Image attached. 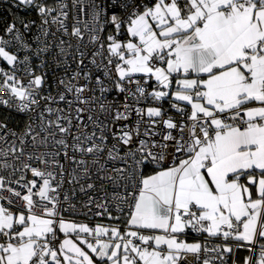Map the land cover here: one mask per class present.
I'll return each instance as SVG.
<instances>
[{
    "label": "snow or ice",
    "instance_id": "1",
    "mask_svg": "<svg viewBox=\"0 0 264 264\" xmlns=\"http://www.w3.org/2000/svg\"><path fill=\"white\" fill-rule=\"evenodd\" d=\"M12 7L0 264H264V0Z\"/></svg>",
    "mask_w": 264,
    "mask_h": 264
},
{
    "label": "built area",
    "instance_id": "2",
    "mask_svg": "<svg viewBox=\"0 0 264 264\" xmlns=\"http://www.w3.org/2000/svg\"><path fill=\"white\" fill-rule=\"evenodd\" d=\"M24 20H31V19H37V17H36V15H35V13L34 12H32V15H30V16H26V17H24L23 18ZM36 32V28H33L32 29V33L34 34ZM32 38V36L31 35H29V37H28V39H31ZM35 63H39V61L38 60H35L34 61ZM0 67H7V65H6V62H4V63H0ZM73 67H74V65H73ZM51 79V78H50ZM109 98H111V97H109ZM165 108H168V104L167 103H165ZM171 111V110H170ZM7 113L5 112V110L4 109H2V108H0V117H2V115H6ZM12 118H13V120L15 121V123L17 124V125H20V126H22L23 125V123H24V116H23V114H19V113H15V112H12ZM10 126H12L11 124H10ZM110 143H111V141H110ZM65 167H67V163L65 162ZM69 185L67 184V183H65V185H64V189L65 190H68L69 189ZM92 195H100V193L99 192H97V193H91ZM87 200V196H85V195H83V194H80L79 192H77V197L74 199V203H76L77 204V207H79L84 201H86ZM66 216L68 215V214H65ZM93 217H95V215H93V214H88V215H82V214H77V215H75V216H72V217H69V218H71V219H75V220H78V221H80V222H86L85 220H86V218H93ZM187 237H192V238H203L202 236H200V235H198V234H196V233H189L188 234V236Z\"/></svg>",
    "mask_w": 264,
    "mask_h": 264
},
{
    "label": "trees",
    "instance_id": "3",
    "mask_svg": "<svg viewBox=\"0 0 264 264\" xmlns=\"http://www.w3.org/2000/svg\"><path fill=\"white\" fill-rule=\"evenodd\" d=\"M14 3L15 0H0V30H2L4 25L10 22L14 17L24 18L26 16L32 15V12L28 10H22L20 8L12 7ZM85 221L86 223L105 222V221L111 222L107 219V217H98V216H95L93 218H86ZM197 239L202 240L203 238H197ZM246 255H248V253L242 249L239 251L237 259H242Z\"/></svg>",
    "mask_w": 264,
    "mask_h": 264
},
{
    "label": "crops",
    "instance_id": "4",
    "mask_svg": "<svg viewBox=\"0 0 264 264\" xmlns=\"http://www.w3.org/2000/svg\"><path fill=\"white\" fill-rule=\"evenodd\" d=\"M82 223H86V222H82ZM109 223H112V222L105 221V222H93V223H87V224H89L90 226H95L96 224H109ZM186 239L188 242H194L196 240H200L197 238L192 239V237H186Z\"/></svg>",
    "mask_w": 264,
    "mask_h": 264
},
{
    "label": "rangeland",
    "instance_id": "5",
    "mask_svg": "<svg viewBox=\"0 0 264 264\" xmlns=\"http://www.w3.org/2000/svg\"><path fill=\"white\" fill-rule=\"evenodd\" d=\"M76 221H78V220H76ZM78 222H80V221H78ZM82 223V222H81Z\"/></svg>",
    "mask_w": 264,
    "mask_h": 264
}]
</instances>
